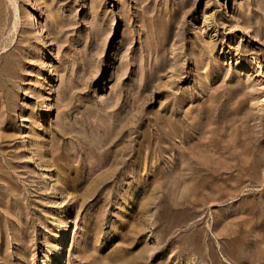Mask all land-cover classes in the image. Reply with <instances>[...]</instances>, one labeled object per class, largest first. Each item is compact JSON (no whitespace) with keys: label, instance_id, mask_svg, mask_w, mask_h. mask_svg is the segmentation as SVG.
Wrapping results in <instances>:
<instances>
[{"label":"rangeland","instance_id":"rangeland-1","mask_svg":"<svg viewBox=\"0 0 264 264\" xmlns=\"http://www.w3.org/2000/svg\"><path fill=\"white\" fill-rule=\"evenodd\" d=\"M0 264H264V0H0Z\"/></svg>","mask_w":264,"mask_h":264}]
</instances>
